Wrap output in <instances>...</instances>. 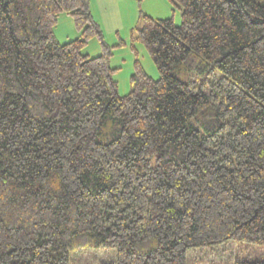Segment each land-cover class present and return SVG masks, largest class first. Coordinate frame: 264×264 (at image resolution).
I'll use <instances>...</instances> for the list:
<instances>
[{"label":"trees","instance_id":"16d2710c","mask_svg":"<svg viewBox=\"0 0 264 264\" xmlns=\"http://www.w3.org/2000/svg\"><path fill=\"white\" fill-rule=\"evenodd\" d=\"M176 1L180 25L144 15L134 38L160 77L137 60L122 96L91 0H0V264L264 246V2Z\"/></svg>","mask_w":264,"mask_h":264},{"label":"rangeland","instance_id":"374dc122","mask_svg":"<svg viewBox=\"0 0 264 264\" xmlns=\"http://www.w3.org/2000/svg\"><path fill=\"white\" fill-rule=\"evenodd\" d=\"M264 2V0H258ZM91 11L100 23L105 42L113 48L111 65L118 68L114 75L118 82L120 95L132 90L131 76L135 73L138 60L144 71L153 79L160 73L145 46L134 40L136 30L142 24L144 15L155 19L173 18L181 24V6L176 0H91ZM55 36L61 43H67L81 37L71 16L61 14L55 28ZM125 43V45H121ZM83 53L93 54L96 47H102L96 39L91 40ZM94 56V55H91ZM188 264H234L241 260L264 261V246L246 242H229L222 247L191 249L187 253ZM72 264H116L115 248H89L75 251Z\"/></svg>","mask_w":264,"mask_h":264},{"label":"crops","instance_id":"0c3cea01","mask_svg":"<svg viewBox=\"0 0 264 264\" xmlns=\"http://www.w3.org/2000/svg\"><path fill=\"white\" fill-rule=\"evenodd\" d=\"M100 24V23H99ZM101 25V24H100ZM89 45V44H88ZM101 54V50L99 49V47H96L95 49V52L93 54H87L89 55L90 57H95V56H98ZM91 55H94V56H91ZM113 59V58H112Z\"/></svg>","mask_w":264,"mask_h":264}]
</instances>
